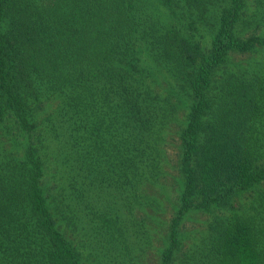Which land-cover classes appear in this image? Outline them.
<instances>
[{
    "label": "trees",
    "instance_id": "1",
    "mask_svg": "<svg viewBox=\"0 0 264 264\" xmlns=\"http://www.w3.org/2000/svg\"><path fill=\"white\" fill-rule=\"evenodd\" d=\"M171 142L160 264L199 209L212 222L183 264H264V0H0V264H81L90 229L125 238L95 197L132 212Z\"/></svg>",
    "mask_w": 264,
    "mask_h": 264
},
{
    "label": "rangeland",
    "instance_id": "2",
    "mask_svg": "<svg viewBox=\"0 0 264 264\" xmlns=\"http://www.w3.org/2000/svg\"><path fill=\"white\" fill-rule=\"evenodd\" d=\"M253 28V26H251ZM191 34L204 41L201 28L189 29ZM237 59L246 62L250 54H236ZM247 64V63H246ZM176 143H168L167 154L172 161L167 160L165 178L152 180L140 187V196L132 212L126 207V196L113 187L105 188L101 196H96L99 209L120 215V225L125 238L116 242H108L104 235L100 242L90 233L83 238L81 247V264H160L162 250L168 245V226L170 219L177 211L181 177L177 172V162L174 153ZM114 189V190H113ZM251 196L248 192L241 193L234 199L231 211L240 208ZM135 200V197H133ZM218 213V211H217ZM212 222V210H190L179 225L180 246L177 249L173 264L186 262L193 248H202L204 238L208 235V225ZM84 231L82 232V234ZM75 235H71V238Z\"/></svg>",
    "mask_w": 264,
    "mask_h": 264
}]
</instances>
